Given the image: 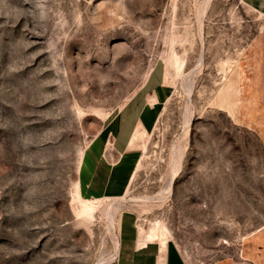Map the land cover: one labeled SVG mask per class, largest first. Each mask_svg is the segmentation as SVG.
Here are the masks:
<instances>
[{
	"label": "rangeland",
	"instance_id": "rangeland-1",
	"mask_svg": "<svg viewBox=\"0 0 264 264\" xmlns=\"http://www.w3.org/2000/svg\"><path fill=\"white\" fill-rule=\"evenodd\" d=\"M263 30L241 0H0V264H119L124 210L185 264H264V141L220 91ZM155 62L173 91L127 193L81 200L82 152Z\"/></svg>",
	"mask_w": 264,
	"mask_h": 264
},
{
	"label": "crops",
	"instance_id": "crops-1",
	"mask_svg": "<svg viewBox=\"0 0 264 264\" xmlns=\"http://www.w3.org/2000/svg\"><path fill=\"white\" fill-rule=\"evenodd\" d=\"M241 1L264 19V0ZM260 37L248 58H240L231 68L220 91L224 94L233 86L239 101L232 107L233 116L264 141V30ZM172 91L165 66L155 62L141 86L103 122L82 152L76 174V193L81 200L117 199L127 193L141 159L140 139L154 130ZM146 232L138 229L132 211L121 213L119 264H185L171 240H151ZM216 264L236 262L220 260Z\"/></svg>",
	"mask_w": 264,
	"mask_h": 264
},
{
	"label": "bare ground",
	"instance_id": "bare-ground-1",
	"mask_svg": "<svg viewBox=\"0 0 264 264\" xmlns=\"http://www.w3.org/2000/svg\"><path fill=\"white\" fill-rule=\"evenodd\" d=\"M169 187H170V186H169ZM87 202H88V201H87ZM156 226H157V225H156ZM159 230L162 231L163 229H162V228H161V229L159 228ZM117 247H118V242H116V248H115V253H116V254H117Z\"/></svg>",
	"mask_w": 264,
	"mask_h": 264
}]
</instances>
